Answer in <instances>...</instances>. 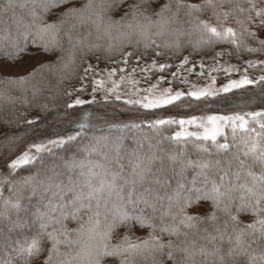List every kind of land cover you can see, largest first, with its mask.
I'll return each mask as SVG.
<instances>
[{"label":"trees","instance_id":"obj_1","mask_svg":"<svg viewBox=\"0 0 264 264\" xmlns=\"http://www.w3.org/2000/svg\"><path fill=\"white\" fill-rule=\"evenodd\" d=\"M221 50L252 82L192 96ZM102 68L179 97L93 99ZM63 135L11 174L0 264H264V0H0V167Z\"/></svg>","mask_w":264,"mask_h":264},{"label":"rangeland","instance_id":"obj_2","mask_svg":"<svg viewBox=\"0 0 264 264\" xmlns=\"http://www.w3.org/2000/svg\"><path fill=\"white\" fill-rule=\"evenodd\" d=\"M208 61L213 63L219 62L221 64V72L223 73V76H225L226 79H229L224 83L218 84L216 82L214 83V80L211 78V76L207 77L200 75L190 86L189 92L192 96H200L205 95V93H212V91H215L218 88L227 90L237 85H246L252 82L248 75L239 69L238 64L230 61L225 56L223 50L212 56ZM208 61L204 63V67ZM35 63V60H25L14 68H11L9 70L10 74L14 76L25 74ZM125 79L126 77L124 76L119 77L116 74H113L111 71L102 68L98 71V75L95 78L91 93L88 95L91 94L93 99H123L126 101L135 102L145 108H155L171 102L179 97L177 90H172L167 85H164L159 81L143 84L142 82L135 81L136 79L127 81ZM241 114L242 113H225L219 114L218 116L212 115L204 118H194L190 121L195 122L201 128L200 131L202 132H195L197 133L196 135L215 137L221 133L222 130L224 131V124L228 122L235 128L240 127L241 125L239 126L238 119L241 118ZM187 125L190 126L191 129H194V126H196L193 123H189ZM245 135L247 136L248 134H242L241 137ZM68 137H70V135H63L60 137L38 136L32 138L18 155L0 167V197L7 190L10 183L11 174L15 170L31 162L39 153L54 147Z\"/></svg>","mask_w":264,"mask_h":264}]
</instances>
